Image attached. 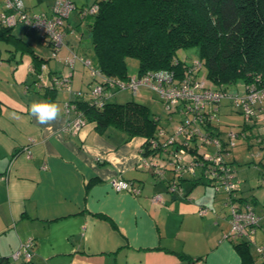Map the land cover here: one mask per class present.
<instances>
[{
    "label": "crops",
    "instance_id": "crops-1",
    "mask_svg": "<svg viewBox=\"0 0 264 264\" xmlns=\"http://www.w3.org/2000/svg\"><path fill=\"white\" fill-rule=\"evenodd\" d=\"M72 1L78 6L93 2ZM71 13L67 23L74 25L77 14ZM74 39L69 35L70 43ZM67 52L62 48L61 57ZM36 55L46 59L49 50L44 47ZM30 62L34 61L28 57L26 68L17 75L9 73L10 64L1 65L0 71V173L5 175L0 180V260L7 258L10 264H264V254L255 247L264 242V190L253 189L256 184L264 188V183L256 177L239 179V196L259 214V226L251 239L226 238L230 223L223 193L199 180L193 185L189 173L183 174L181 194L168 192L166 182L143 167L141 136L128 138L113 127L101 133L94 122L76 131L68 129L74 113L66 111V102L74 98L72 92H55L49 101L59 106V116L48 125L38 124L30 115V105L48 99L36 92L33 76L27 77ZM47 65L51 73L67 70L62 60L48 59ZM81 67L77 72H82ZM75 81L79 83L72 84L73 90L85 92L88 82L83 84L82 76L74 77ZM257 118L253 129L264 133V119ZM248 140L249 151L258 156L252 139ZM230 158L238 164L233 155ZM257 161L264 169V159ZM165 176L170 178L172 172L167 170ZM115 178L131 182L138 191L114 189ZM155 194L161 195L160 202L152 200ZM201 207L206 208L205 214L199 213ZM28 238L34 241L31 258H13ZM237 243H246L245 257Z\"/></svg>",
    "mask_w": 264,
    "mask_h": 264
},
{
    "label": "trees",
    "instance_id": "trees-1",
    "mask_svg": "<svg viewBox=\"0 0 264 264\" xmlns=\"http://www.w3.org/2000/svg\"><path fill=\"white\" fill-rule=\"evenodd\" d=\"M5 4V0H0V12L6 11ZM73 4L76 9L77 23L74 25L67 23L70 13L74 10L72 9L65 18V36L55 57L51 54V44L42 42L41 33L22 21H18L13 26H6L0 22V40L7 41L6 44L9 42L12 45L15 44V49L28 48L27 51L34 62L27 65L26 72L33 76L36 84L44 80L47 82L39 87L36 86V92L47 98V101L53 99L57 91L72 92L75 95L74 98L66 103L73 106L69 111H73V116L81 117L84 124L94 122L96 130L101 133L113 127L122 130L128 138L143 137L142 159L150 160L158 150L150 148V140L160 141V138H164L158 134V128L162 127L159 116L146 104L134 99L124 102L113 101L112 98L117 91L126 90L120 89L116 82L127 81L133 75L141 76L157 70L174 71L181 76L195 60H198L200 67L193 72L198 70L197 74L204 76L213 89L227 90L230 93L236 90L242 91L247 82H255L259 87H264V0H93L88 5L78 6L75 2ZM92 5H96V10L84 14L85 8ZM50 6L46 10L31 13L24 5L22 11L32 15L47 12ZM18 23L37 33L39 44L49 50V56L46 59L37 56L26 42L15 38L12 28ZM69 35L75 37L71 43L68 41ZM62 48L68 51L64 57L60 55ZM191 48L197 50L199 58L189 64L185 59H180L177 52ZM71 55H75L76 59L72 67L65 65L67 68L65 73L49 72L48 59L62 60L63 63L64 58ZM127 57L138 61V70L133 75L127 74ZM7 60L16 61L14 53H11ZM86 60L89 63H86ZM77 62L87 67L94 82L92 86L88 85L89 89L85 92L72 88ZM41 64L46 65V70L42 71ZM30 66L34 68L33 72H30ZM202 67L205 70L204 74H200ZM41 71L43 77L39 79L38 74ZM67 72H72L67 84L70 85V91L64 86L59 87L53 83L54 77H61ZM237 81L243 82L241 90H229L228 85L235 84ZM96 84L102 86L101 94L93 93ZM24 87L27 91L28 85ZM224 99L228 101L231 111L241 114L243 118L240 108L232 107L231 100L227 97L220 100L219 108ZM217 113L213 119L216 127L219 125ZM256 121H258L257 116H253L252 122L249 123L243 118L239 129H234L238 133L243 132L236 141L240 137L248 140L252 137L264 136V133L259 130L253 131V128H256ZM169 130L170 128L167 129L168 132ZM254 145L257 151H260L258 156H264L260 150L262 142L254 143ZM231 154L232 151L225 159L239 181L235 173V160L229 159L233 155ZM252 156H255L254 153ZM251 162L255 163L254 160ZM258 164L257 161L256 165ZM143 167L150 170L157 179L164 180L168 192L182 193L183 175L176 179L177 188L169 190L168 183L174 179V173L170 167L166 169L172 172L170 178L165 176L166 171L160 176L153 167H147L144 164ZM199 175V169L195 176L191 175L189 180H194L193 185L199 180L198 182L210 184L214 188L212 183L202 180V176ZM259 175L264 181V169L260 170ZM128 183L132 186L131 182L128 181ZM240 183L239 181V188L234 192L233 200L239 203L240 209L251 208L255 211L252 205L239 196ZM214 190L223 193L225 205L227 199L225 191L222 188L219 190L214 188ZM225 206L229 215L230 204ZM255 213L259 217L256 211ZM258 226L259 220L256 229ZM253 236L254 234L249 239ZM245 246L246 243L236 244L244 257L248 252ZM0 264H10V262L7 258H2Z\"/></svg>",
    "mask_w": 264,
    "mask_h": 264
},
{
    "label": "built area",
    "instance_id": "built-area-1",
    "mask_svg": "<svg viewBox=\"0 0 264 264\" xmlns=\"http://www.w3.org/2000/svg\"><path fill=\"white\" fill-rule=\"evenodd\" d=\"M6 11L0 12V22L6 26H13L18 21L24 22L27 26L41 33L42 42L51 44V54L57 55V50L63 43L65 36L64 21L72 9L73 2L69 0H54L47 12H40L32 15L23 13L22 0H5ZM96 10V5L86 7L84 14ZM76 59L75 55L64 58L63 63L72 67ZM86 63L89 61L86 60ZM200 62L195 60L193 64L178 76L174 71L157 70L147 72L141 76L133 75L127 81L116 82L120 89H128L133 94L139 92L140 87H146L156 91L164 104L168 119L178 115L175 125L171 128L169 125L159 127L160 141L150 140V148H157L155 156L150 160L142 159V164L153 167L160 176L167 167H170L174 173V179L168 183V189L177 188L176 179L184 173L195 176L196 171L200 170L202 180L212 183L216 190L222 188L227 196L225 205L230 204V213L228 215L230 229L226 238L236 239L239 237L250 238L255 233L259 217L251 208L242 210L238 207L239 203L233 200L234 192L239 188V181L234 176V170L228 166L226 156L231 152V148L236 145V138L243 135L234 129H229L224 138L216 137L212 133L215 128L213 119L220 106V100L224 97L229 98L230 104L234 108H240L245 122H252V117H262L264 119V87H259L255 82L245 83L242 91L234 92L227 90L213 89L210 82L204 76L198 75L196 69H199ZM42 71L46 70V65L41 64ZM30 72L34 71L32 66ZM38 74L40 79L42 72ZM72 72H67L61 77H54L53 83L57 86H64L71 90L69 77ZM48 77V75L46 76ZM42 81V80H41ZM47 82L38 83V86ZM102 86L96 84L93 90L94 94H101ZM73 106L66 104V111ZM84 122L81 117L73 116L68 123L67 128L73 131L78 130ZM210 125L213 126L210 129ZM169 132L167 129H169ZM256 142H262L261 153L264 154V136L256 137ZM160 147L161 149H159ZM260 151L257 152V155ZM252 155V154H251ZM5 175L0 173V180ZM111 185L116 190H128L136 193L138 188L131 187L128 181L115 178ZM155 202L162 200L160 194L152 197ZM235 202V203H234ZM200 214L206 213V208L199 209ZM33 239L28 238L21 244L20 250L13 253V258L22 257L28 261L32 255ZM256 250L264 254V242L255 244Z\"/></svg>",
    "mask_w": 264,
    "mask_h": 264
},
{
    "label": "rangeland",
    "instance_id": "rangeland-1",
    "mask_svg": "<svg viewBox=\"0 0 264 264\" xmlns=\"http://www.w3.org/2000/svg\"><path fill=\"white\" fill-rule=\"evenodd\" d=\"M22 1H23L24 5L26 7H28V11L33 13V12H39V11L46 10L53 3L54 0H22ZM76 1H79V0H76ZM50 2H51V4H50ZM75 10L76 9H74L72 12H74ZM70 20H71V18H70ZM12 33L15 36V38L17 37V38H19V40L26 42V44L29 46V48L32 49V51L35 54L36 53L40 54L42 51V48H44L38 42L37 33L35 31L27 28L26 26L22 25L21 23H18L16 26H14L12 28ZM6 43H7V41L0 40V62H1L0 71L3 68V67H1V65H3V64L9 65L10 64L9 69H8L9 73L15 72V75H17V74H19V72L22 69L24 70L26 68V62L28 61V57L29 58L31 57V54L27 51L28 48H25L26 50L24 48H23V50H19V49L14 48L15 44L13 42L12 43L14 45L10 44V42H9V44H6ZM17 47H19V46H17ZM11 53H14V58L16 60L14 62H13V60H11V62L7 60V57ZM177 55L180 59H185L186 62L189 64H191L193 62V60L199 58L198 52L195 48L180 50L177 52ZM14 65H15V68L13 67ZM77 67L80 68V64L78 62L76 63L75 68H77ZM81 68H82L81 69L82 72H77V69L75 70L76 73L74 74V77L78 78V77L82 76L83 84L84 83L87 84V82H88V84H90L92 86L94 84V82L92 80L91 75L89 74V70L87 69V67H84L83 65ZM81 70H79V71H81ZM137 70H138V61L135 58L127 57L126 58L127 74L133 75L137 72ZM200 71H201L200 74H204V72H205L203 67L201 68ZM3 72H4V70H3ZM27 77L30 79L31 76L28 75ZM9 79L14 81L11 78V74L9 75ZM16 83H19V82H16ZM78 83H79L78 81H75L72 84H75L77 86ZM242 83L243 82H241V81H237L235 84L228 85V89L229 90H234V89H240L241 90ZM247 83H250V82H247ZM4 84H6V83L4 82ZM34 84H35V86L39 87L36 84V82H34ZM7 86H10V84H7ZM85 87H86V90L88 91V89H89L88 86L85 85ZM130 99H134V100H137L139 102L146 104L151 109L152 112H154L155 114H158L159 119H160V126L167 127L169 125L171 128H173L175 125L174 121L179 119L178 115H174L171 119H168V114L165 112L164 104L160 98V95L156 91L151 90L149 88L141 87L139 89V92L135 95H133L131 93V91H129L127 89L126 90H120V91H117L112 98V100L116 101V102H124V101L130 100ZM221 105L222 106L219 108V112L217 113L218 124H219L217 127L221 131H218L217 129L213 128L212 125H210V129L213 128L212 133H214V135L216 137L224 138L225 135L223 133H225L230 128L236 129V130L239 129V127L243 121V118H242L241 114L231 111L232 109L228 105V101L226 99L222 100ZM261 127H264V126H261ZM253 131H255V130L253 129ZM245 138H247V137H245ZM250 140H251L250 144H253L256 142L257 139H256V137H252V138H250ZM231 151H232L233 156L236 158V161L238 162V164L235 165V169L237 170L236 171V177L238 179L244 181L243 179H251L252 177L254 179L256 177L259 182L264 183V181H262V179H261V176L259 175L260 170H262L261 169L262 166L256 165L257 160L258 159L259 160L264 159V156H256L255 155L254 158L256 159L255 160L256 164L253 165L250 162V161H252L251 152H249L248 145H247V143L243 137H240L237 139L236 145L231 148ZM252 151L255 152L256 150L252 149ZM248 162H250V163H248ZM242 170H243V173L241 172ZM249 185H252V183L246 185V187H249ZM253 189H256V192L259 189L264 190V188H261V186H259L258 184L253 185ZM256 205H257V207H259V203Z\"/></svg>",
    "mask_w": 264,
    "mask_h": 264
},
{
    "label": "clouds",
    "instance_id": "clouds-1",
    "mask_svg": "<svg viewBox=\"0 0 264 264\" xmlns=\"http://www.w3.org/2000/svg\"><path fill=\"white\" fill-rule=\"evenodd\" d=\"M59 106L51 101H33L30 105V115L35 117L38 124L48 125L59 116Z\"/></svg>",
    "mask_w": 264,
    "mask_h": 264
}]
</instances>
